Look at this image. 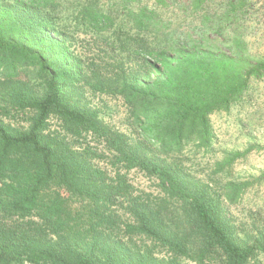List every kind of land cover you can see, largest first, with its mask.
<instances>
[{"label":"trees","instance_id":"obj_1","mask_svg":"<svg viewBox=\"0 0 264 264\" xmlns=\"http://www.w3.org/2000/svg\"><path fill=\"white\" fill-rule=\"evenodd\" d=\"M261 37L264 0H0V264H264V208L232 211L264 173L226 177L255 148L191 171Z\"/></svg>","mask_w":264,"mask_h":264},{"label":"rangeland","instance_id":"obj_2","mask_svg":"<svg viewBox=\"0 0 264 264\" xmlns=\"http://www.w3.org/2000/svg\"><path fill=\"white\" fill-rule=\"evenodd\" d=\"M255 41V40H254ZM254 44L255 51L264 54V37L259 38ZM95 98L91 97L92 103ZM99 103V99H95ZM114 104L115 101H112ZM212 121L218 136L215 151L212 154L196 159L195 168L191 171L197 180L218 182L219 175H213V163L219 160L225 151L243 152L249 147H254L246 158L239 160L227 178L243 182L260 177L264 173V80L255 82L248 94V99L243 104H238L230 112H222L212 116ZM111 125L120 130H125L124 113H115L109 117ZM21 125L26 126L25 122ZM257 147V148H256ZM129 179L135 187L134 195L152 194L160 196L158 183L142 173L131 171ZM226 178H223L225 181ZM264 183L249 188L243 204L232 209L240 222L248 223L250 210L257 211L264 208ZM261 218L264 219V210ZM264 221V220H261ZM195 264V263H190Z\"/></svg>","mask_w":264,"mask_h":264}]
</instances>
